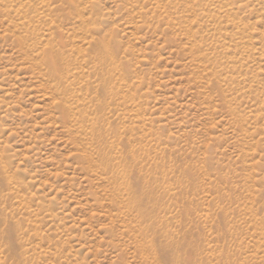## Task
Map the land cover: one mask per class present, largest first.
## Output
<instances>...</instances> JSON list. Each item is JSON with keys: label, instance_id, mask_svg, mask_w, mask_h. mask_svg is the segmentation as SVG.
Here are the masks:
<instances>
[{"label": "rangeland", "instance_id": "obj_1", "mask_svg": "<svg viewBox=\"0 0 264 264\" xmlns=\"http://www.w3.org/2000/svg\"><path fill=\"white\" fill-rule=\"evenodd\" d=\"M262 2L0 0V264H264Z\"/></svg>", "mask_w": 264, "mask_h": 264}, {"label": "bare ground", "instance_id": "obj_2", "mask_svg": "<svg viewBox=\"0 0 264 264\" xmlns=\"http://www.w3.org/2000/svg\"><path fill=\"white\" fill-rule=\"evenodd\" d=\"M72 0H69V2H71ZM264 1V0H263ZM73 2H74V0H73ZM260 5H263L262 7H264V2H262V3H260ZM105 55V56H104ZM102 57L103 58H106L107 57V53H104V54H102ZM57 76H58V79L59 80H62V79H64L65 77H64V72L63 71H61V70H59V72H57ZM77 119V121L80 119V117H77L76 118ZM98 145H99V148H101V149H103V147L101 146L102 145V143H101V140L100 139H98ZM122 176V175H121ZM117 191L119 190L118 188L116 189ZM138 247H139V245H138Z\"/></svg>", "mask_w": 264, "mask_h": 264}]
</instances>
